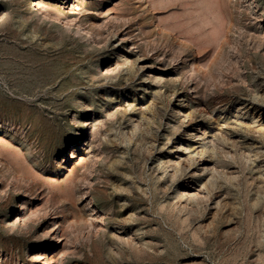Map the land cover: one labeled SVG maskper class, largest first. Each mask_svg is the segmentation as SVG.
<instances>
[{
  "label": "rangeland",
  "instance_id": "obj_1",
  "mask_svg": "<svg viewBox=\"0 0 264 264\" xmlns=\"http://www.w3.org/2000/svg\"><path fill=\"white\" fill-rule=\"evenodd\" d=\"M63 1L0 0V264L22 200L57 264H264V0Z\"/></svg>",
  "mask_w": 264,
  "mask_h": 264
},
{
  "label": "bare ground",
  "instance_id": "obj_2",
  "mask_svg": "<svg viewBox=\"0 0 264 264\" xmlns=\"http://www.w3.org/2000/svg\"><path fill=\"white\" fill-rule=\"evenodd\" d=\"M80 0H65L63 1V4H68V6H80L82 3ZM33 6L36 8L37 11H41L42 13L45 12L44 8H42L40 4V0H33ZM88 5V4H87ZM83 7V6H82ZM258 8V7H257ZM76 10V9H75ZM254 12V11H253ZM45 15V13H44ZM53 20L59 21L61 23L62 27L65 29L68 28L69 30H72L73 33L78 34L80 36L87 38L88 40L95 41L97 34L92 31L89 28H82L79 25H74L72 23H69L67 21H60L58 18L53 17ZM117 25H115L116 27ZM99 34V33H98ZM124 37H121L123 39ZM181 63V62H180ZM87 124V123H86ZM84 125V124H83ZM85 127V126H84ZM92 130H90L91 134ZM260 134V133H259ZM202 135V134H201ZM96 143V142H95ZM209 144V143H208ZM71 156H73V153H71ZM84 157V156H83ZM79 158V157H78ZM80 159V158H79ZM18 186V185H17ZM38 188V187H37ZM36 188V189H37ZM88 189V188H87ZM24 190V189H23ZM89 190V189H88ZM84 191L83 195H88L89 191ZM18 192V191H17ZM21 192V191H20ZM30 195V194H29ZM51 195V194H50ZM86 195V196H87ZM40 196V195H39ZM45 196V195H44ZM48 196V195H47ZM92 197V196H91ZM90 196L88 197L89 203L92 202V198ZM42 198V197H41ZM71 198V197H70ZM51 200V199H50ZM38 201V200H37ZM41 201V200H40ZM88 201V200H87ZM45 205V204H44ZM19 206L22 208L21 212L19 214H15V218L9 223L12 228H18V229H25L30 228V226L33 227V225L39 220L43 218H47L46 222V228L47 230H43L44 233L42 234L43 237H46L48 240L54 241V244L56 245L55 252L51 254H46V252L39 253L38 255H35L32 259L41 262V264H51L56 262L63 263L64 258V249L66 244V240L64 238V235L62 231L64 230L62 228V221H59L58 211L53 213H48L41 205L38 206L37 202L28 203L27 200L19 201ZM48 207V206H47ZM57 209V208H56ZM92 210V209H91ZM51 211V210H50ZM72 211V210H71ZM100 213V212H99ZM62 218V216H60ZM39 223V222H38ZM65 224V223H64ZM10 227V228H11ZM31 227V228H32ZM97 227V226H96ZM66 228V227H65ZM71 228V227H70ZM63 229V230H62ZM93 230V229H92ZM100 230V229H99ZM97 230V231H99ZM19 231V230H18ZM26 233V232H24ZM41 234V233H40ZM93 235V234H92ZM98 235V234H97ZM95 235V236H97ZM69 237V236H68ZM46 239V240H47ZM69 239V238H68ZM87 240V239H86ZM75 243V242H74ZM68 246V245H67ZM75 247V246H74ZM68 249V248H67ZM72 252V251H71ZM69 253V252H68ZM71 254V253H70ZM68 255V254H67ZM74 255V254H73ZM9 256V255H8ZM67 257V256H66ZM69 257V256H68ZM23 260V259H22ZM31 260V259H30ZM33 260V261H34ZM7 261V260H6ZM59 263V264H60Z\"/></svg>",
  "mask_w": 264,
  "mask_h": 264
}]
</instances>
